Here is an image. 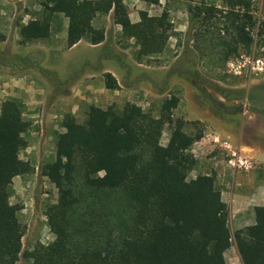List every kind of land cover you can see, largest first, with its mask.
Here are the masks:
<instances>
[{
    "label": "trees",
    "instance_id": "16d2710c",
    "mask_svg": "<svg viewBox=\"0 0 264 264\" xmlns=\"http://www.w3.org/2000/svg\"><path fill=\"white\" fill-rule=\"evenodd\" d=\"M208 1L199 0L194 9L202 26L210 24L200 33L211 32L203 39L210 51L222 61L241 52L264 54V0L259 17L254 0H221L220 6ZM40 8L38 18L19 27L20 45L48 39L57 15L68 21L69 49L82 39L102 43L105 32L93 22L112 14L121 35L137 42L138 63L162 53L170 37L165 13L142 12L134 23L124 0H45ZM103 84L106 90L119 89L110 72L103 73ZM178 104L179 99L170 96L157 116L130 102L121 108L91 105L85 122L65 118L54 159L41 169L56 190V200L45 213L53 241L22 253L21 207L10 197L12 180L32 172L19 158L30 124L19 103L3 102L0 264H18L21 254L25 264H226L232 241L241 264H264V202L254 208L253 225L231 233L215 178L189 177L197 161L187 151L204 134L202 129L187 132L186 127L195 124L173 118ZM165 126L170 133L163 143Z\"/></svg>",
    "mask_w": 264,
    "mask_h": 264
},
{
    "label": "rangeland",
    "instance_id": "374dc122",
    "mask_svg": "<svg viewBox=\"0 0 264 264\" xmlns=\"http://www.w3.org/2000/svg\"><path fill=\"white\" fill-rule=\"evenodd\" d=\"M43 1L0 0V7H9L12 14L6 18L21 26L40 16ZM156 1L124 0L129 18L134 23L140 21L142 12L150 16L167 15L170 37L164 50L142 63L135 59L137 42L121 35L120 28L112 20V14L99 16L93 23L95 28L105 32L102 43L91 45L84 39L70 51L64 48L62 40L67 20L63 15L54 18L51 37L44 42L40 53L42 57H34L42 65L41 71L38 62L33 65L35 78L47 91L43 104L45 123L42 124L38 116L29 119L30 126L24 136L26 146L19 151V158L31 165L32 172L12 180L10 202L21 207L18 219L25 226L22 253L31 250L37 243L47 245L53 241L45 213L56 200V190L41 175V169L54 159L55 143L57 136L63 132L61 124L65 118L74 117L83 123L91 105L100 108L115 105L121 108L127 102L157 116L161 103L174 95L179 99V104L173 111V118L194 123V126L186 127L187 132L202 129L204 134L205 125L198 120L200 113L208 112L216 119H226L243 112L248 77L251 75L253 78L255 75L244 71L242 75L234 76L228 72L227 62L235 57L222 61L220 55L210 51V46L203 39L210 37L211 32L200 35L210 24L202 26L195 16L194 7L199 0ZM262 2L254 0L252 3L257 17L260 16ZM207 4L220 6L221 0H210ZM211 22L216 23L214 19ZM257 43L258 38L255 36ZM54 52L73 54L69 63L58 62L61 71H71L64 80L57 79L49 72ZM252 52L258 55V51ZM240 55L247 53L241 52ZM260 56L264 59V54ZM105 72L115 77L119 84L118 90L104 88ZM72 85L74 90L70 91ZM54 105L59 108L56 109ZM169 133V127L165 126L163 143L167 141ZM193 176L195 174L189 175L190 178ZM225 261L226 264H241L233 241L225 253ZM18 264H25L22 254Z\"/></svg>",
    "mask_w": 264,
    "mask_h": 264
},
{
    "label": "crops",
    "instance_id": "0c3cea01",
    "mask_svg": "<svg viewBox=\"0 0 264 264\" xmlns=\"http://www.w3.org/2000/svg\"><path fill=\"white\" fill-rule=\"evenodd\" d=\"M10 14L12 11L9 7H0V109L3 102L14 100L21 105L25 120L29 122L30 118L38 116L44 124L46 116L43 104L47 91L43 90L35 78L33 65L38 62L34 57L38 55L42 57L40 53L44 48L43 44L51 37V31L46 40L20 45V26L6 18ZM67 24L68 21L65 23L62 37L65 49ZM83 40L68 51L77 48L84 42ZM52 55L53 65L51 69L49 68L50 74L59 80L66 79V75H70L71 71H61L58 62L69 63L73 54L54 52ZM41 66L38 62L39 71ZM253 75L255 77L251 78V75L248 77L246 106L243 112L226 119H216L214 115L205 112L200 113L198 118L205 125L204 135L219 133L223 138L238 144L254 161L252 170L236 172L225 166L219 153H213L198 160L196 168L191 173L195 176L212 175L215 178V189L228 208V225L232 232L253 225L254 208L264 202V70ZM73 90L74 85L70 86V91ZM54 107L59 108L58 105Z\"/></svg>",
    "mask_w": 264,
    "mask_h": 264
},
{
    "label": "built area",
    "instance_id": "2783aa9c",
    "mask_svg": "<svg viewBox=\"0 0 264 264\" xmlns=\"http://www.w3.org/2000/svg\"><path fill=\"white\" fill-rule=\"evenodd\" d=\"M261 50L255 56L253 52L239 55L227 62V70L234 76H240L244 71L259 73L264 70V59ZM196 161L206 158L213 153H219L223 163L236 172H248L253 169L254 161L245 150L234 141L223 138L219 133H207L187 151Z\"/></svg>",
    "mask_w": 264,
    "mask_h": 264
}]
</instances>
